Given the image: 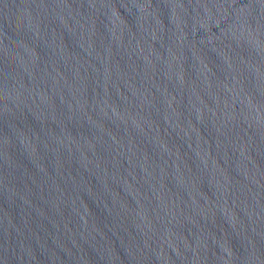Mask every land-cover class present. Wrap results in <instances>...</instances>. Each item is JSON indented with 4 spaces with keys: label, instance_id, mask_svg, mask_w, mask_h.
<instances>
[{
    "label": "water",
    "instance_id": "water-1",
    "mask_svg": "<svg viewBox=\"0 0 264 264\" xmlns=\"http://www.w3.org/2000/svg\"><path fill=\"white\" fill-rule=\"evenodd\" d=\"M0 264H264V0H0Z\"/></svg>",
    "mask_w": 264,
    "mask_h": 264
}]
</instances>
